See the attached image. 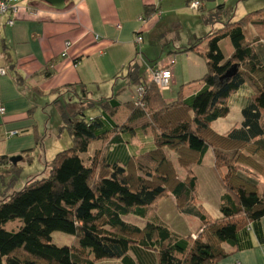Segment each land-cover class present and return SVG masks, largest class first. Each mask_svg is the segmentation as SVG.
<instances>
[{"label": "trees", "instance_id": "16d2710c", "mask_svg": "<svg viewBox=\"0 0 264 264\" xmlns=\"http://www.w3.org/2000/svg\"><path fill=\"white\" fill-rule=\"evenodd\" d=\"M217 9L224 11L222 5ZM159 10L147 6L142 20ZM261 11L175 51L199 54L207 71L182 84L174 100L165 99L168 89L162 92L144 77L151 63L144 57L129 66L130 85L134 91L143 87L142 97L135 98L134 92L131 100H120V90L71 111L66 124L73 145L56 153L43 176L0 200V264H95L103 259L140 264L130 254L134 245L153 252L154 264H217L231 253L226 245L239 250L253 246L252 231L263 242L264 186L253 172L264 174L258 159L264 160V59L245 32L251 23L264 26V17L254 18ZM225 39L232 46L228 56L221 47ZM152 62L149 70L159 66L157 59ZM246 85L250 89L243 96L239 90ZM231 100L241 106V120L218 132L212 123L230 114ZM95 107L98 113L86 114ZM97 142L100 146L91 150ZM139 142L141 147L134 145ZM210 150L225 188L216 217L196 204L198 178L191 168L201 165ZM169 151L190 168L185 178L177 176ZM5 159L13 168L19 163L0 155ZM0 167L1 187L10 174ZM15 171L10 185L21 168ZM169 194L182 213L200 220L196 235L180 234L161 221L158 203ZM132 217L144 219V225ZM55 231L73 235V243H54Z\"/></svg>", "mask_w": 264, "mask_h": 264}, {"label": "crops", "instance_id": "0c3cea01", "mask_svg": "<svg viewBox=\"0 0 264 264\" xmlns=\"http://www.w3.org/2000/svg\"><path fill=\"white\" fill-rule=\"evenodd\" d=\"M192 1L195 0H68L61 9L31 6L24 2L14 25H9L8 17L1 15L0 68L6 73L0 74V107L5 108V112H0V155L27 156L28 164L33 163L35 147H26L20 138L16 135L8 137V133L13 130H17L19 136L31 133L34 125L32 111L38 105L37 97L55 96L68 89L78 93L79 86H84L90 79L95 83L108 82L109 89L105 88L108 96L105 98L123 90L119 99L131 100L135 91L130 85L129 66L133 60L142 63L144 57L157 59V54H150L153 45L163 52V58L157 59L156 66L169 63L173 68L172 86L164 95L166 100L172 101L182 84L200 79L207 71L206 62L199 54L194 51L175 53L176 50L190 47L225 23L240 20L248 13L263 10L254 18L264 17V0H200L202 6L199 9L190 6ZM221 5L223 12L217 9ZM147 6L159 7L160 10L141 20ZM249 26L248 38L264 59V39L261 38L264 26L251 23L246 28ZM139 35L143 36L140 43L137 42ZM165 50L169 51L167 56L164 55ZM178 54V58L187 61V74L176 65L174 57L178 59ZM147 65L150 66L144 74L146 79L153 64ZM127 66L123 73L124 81L118 80L120 69ZM69 84L74 86L68 87ZM178 85L177 89L174 88ZM96 113L98 109L91 115ZM142 142L134 145L141 147ZM100 144H93L91 150ZM27 149L28 152H23ZM43 152L40 148L35 157L42 156ZM176 209L181 212L177 205ZM163 210L158 203L159 217L168 224ZM259 228L264 236V217ZM172 229L180 234L196 232L188 230L190 228L183 232ZM251 237V247L239 250L226 245L231 253L217 264H264V241L261 242L254 231ZM130 254L140 264L157 261L153 252L138 245L131 247ZM95 264L122 262L121 259H103Z\"/></svg>", "mask_w": 264, "mask_h": 264}, {"label": "rangeland", "instance_id": "374dc122", "mask_svg": "<svg viewBox=\"0 0 264 264\" xmlns=\"http://www.w3.org/2000/svg\"><path fill=\"white\" fill-rule=\"evenodd\" d=\"M24 2L30 4L31 6H49L53 8L51 5H49L44 0H24ZM25 3V4H26ZM55 9V8H54ZM252 10V9H249ZM250 28L251 26L247 27L245 29V32L247 34V37H250ZM221 47L225 55H230L232 51V46L230 43V40L225 39L221 42ZM153 49L152 53L150 54H157V59L163 58V52L157 50L156 47L152 45ZM167 53L169 51L165 50L164 55L167 56ZM179 54L177 55L178 58ZM151 58V57H150ZM149 58V59H150ZM151 64L153 63V59H150ZM174 60L177 62V67L179 70H183L185 74H187V61L181 60V58L176 59L174 57ZM139 62L140 59H139ZM138 62H136L137 64ZM171 67V64H163L162 66ZM161 66V65H160ZM128 69V66L126 69L122 70L120 69V74L118 80L124 81V75L125 71ZM173 71V70H172ZM149 81L151 80V74L149 72L148 75ZM88 81L85 82L84 86H79V92H75L74 89H68L64 90L63 92L57 93L54 95H42L37 97L38 105L34 108L33 112V118H34V125L31 128V133L26 134L23 136H19L17 134L16 137L20 138L21 142L25 144L26 147L34 146L32 153L34 156L33 163L28 164L26 162H29L28 157H24L22 161H20L15 169V167H12V164H8V161L0 160V165L5 166L4 167V173L10 174L15 173V170H18L21 168V172L18 175L17 180L14 182V184L10 185L11 178L9 176L4 178V183L0 187V200L6 195L11 194L12 192L16 190H20L24 187V185L33 178L41 177L43 176L44 172H48L50 170L49 167V161H52L58 151L64 150L66 148H69L73 145V138L70 134V131L68 129V125L66 124V120L70 115V112L73 111L75 108L79 106V109H82L84 105H87L88 100H99L101 98H105L108 95L107 94V88L109 87L108 82H100L95 83L93 80L87 79ZM172 80L173 75L171 78V84L169 86V89L172 86ZM115 83V82H113ZM100 84H103L102 86ZM174 86V88H178ZM106 88V89H105ZM248 85L244 86L239 90V93L243 96H247L246 91H249L250 88H248ZM83 89H86L87 91V98H84V91ZM109 89V88H108ZM168 89V90H169ZM161 91V89H160ZM136 97H142L143 95L139 94V91L136 89ZM162 92H165L162 90ZM135 93H133L134 96ZM58 99V102H55V100ZM230 105L232 107L230 114L226 118H220L212 123V126L215 130L218 132H226V130L234 126L238 123V121L241 120V109L240 106L230 101ZM97 109L96 108H89L86 110L87 115H91L94 113ZM13 135V136H15ZM8 137H12L9 136ZM42 142V143H41ZM138 144V143H136ZM37 148V149H36ZM40 148L44 151L42 156H36L37 152L40 153ZM94 148V147H93ZM31 150V149H30ZM37 150V151H36ZM25 151H28L25 150ZM46 152V154H45ZM169 158L172 160L175 170L177 173V176L182 178H185L190 168L182 167L180 164V158L179 154L176 152L169 151ZM183 155V160H187V157ZM259 161H261V164L264 166V160L259 158ZM189 160V159H188ZM1 168V167H0ZM192 171L194 174H196L198 178V188H197V194L195 197V202L199 207H202L204 211L209 213L211 216L216 217L220 215L219 210V204L221 200V195L225 192V188L220 180V176L218 175L216 169L214 168V155L213 152L210 150L205 155V158L201 165H194L191 166ZM242 168H245V166H242ZM191 173V171H190ZM253 175L259 178L261 182V187L264 186V174L262 175L260 172H253ZM159 205L161 208H164L165 217L167 218V223L172 228H176V230H179L180 232H183V230H194L197 231L198 226L201 225L200 220L197 217L184 214L182 212H178L176 209V200L174 197L166 195L163 198L159 200ZM178 208V206H177ZM179 209V208H178ZM180 210V209H179ZM133 221L141 226L144 225L145 220L142 218H136L132 217ZM180 223V225H179ZM183 233L184 235L189 234ZM197 234V232L192 233ZM53 242L58 245H70L73 243L74 236L71 234H67L61 231H55L53 233Z\"/></svg>", "mask_w": 264, "mask_h": 264}, {"label": "built area", "instance_id": "2783aa9c", "mask_svg": "<svg viewBox=\"0 0 264 264\" xmlns=\"http://www.w3.org/2000/svg\"><path fill=\"white\" fill-rule=\"evenodd\" d=\"M24 3V0H0V16L6 15L8 17V24L14 25L16 20V15L19 12L21 4ZM190 6L193 9H199L202 6V2L200 0H195L190 3ZM142 20V17L140 18ZM143 36H137V42H142ZM66 54V53H65ZM6 71L3 68H0V74H5ZM151 80L156 83V85L161 90L169 89L171 84V78L173 75V71L168 65L166 66H158L157 68L150 70ZM137 90L139 91L140 95H143L144 88L138 87ZM0 112H5L4 107H0ZM17 130L10 131L8 134L9 136H13L17 134Z\"/></svg>", "mask_w": 264, "mask_h": 264}, {"label": "water", "instance_id": "95a60500", "mask_svg": "<svg viewBox=\"0 0 264 264\" xmlns=\"http://www.w3.org/2000/svg\"><path fill=\"white\" fill-rule=\"evenodd\" d=\"M44 1L47 2L49 5L59 8V9L64 8L68 2V0H44ZM231 73L232 71H229L225 74V76H230ZM22 159H23L22 155H15V156L10 157L11 162L15 164L22 161Z\"/></svg>", "mask_w": 264, "mask_h": 264}]
</instances>
